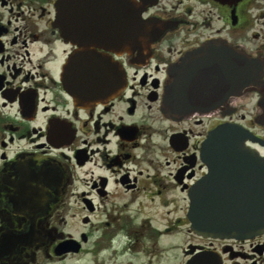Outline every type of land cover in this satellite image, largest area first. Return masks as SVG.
<instances>
[{
	"label": "flooded vegetation",
	"instance_id": "1",
	"mask_svg": "<svg viewBox=\"0 0 264 264\" xmlns=\"http://www.w3.org/2000/svg\"><path fill=\"white\" fill-rule=\"evenodd\" d=\"M149 1L143 17L165 29L139 51L121 44L130 0H99L111 24L76 34L62 33L59 0H0V264H264V232L202 234L191 216L213 129H248L264 155V0ZM81 45L90 52L78 64L103 65L96 100L68 82ZM248 59L257 87L243 77ZM174 65L175 116L165 112ZM247 172L233 161L212 178L213 206L246 187Z\"/></svg>",
	"mask_w": 264,
	"mask_h": 264
},
{
	"label": "water",
	"instance_id": "2",
	"mask_svg": "<svg viewBox=\"0 0 264 264\" xmlns=\"http://www.w3.org/2000/svg\"><path fill=\"white\" fill-rule=\"evenodd\" d=\"M104 2V1H102ZM134 5L133 21L128 24L127 11L120 12L119 26L120 36L128 35L124 44L125 49L146 51L150 45L163 34L165 24L158 18H144L143 12L150 2L149 0H130ZM99 0H59L58 23L62 33L81 32L82 26H107V20L111 24L112 12H105L100 6ZM65 4H72L70 15L65 14ZM74 59L69 64L66 74L72 87V93L78 98L85 96L96 100L105 91L101 85L103 78V65L78 64L77 61L85 58L86 52H90L89 46L81 45ZM129 46V47H128ZM91 57L102 59V53L97 52ZM246 72L243 77L253 87L259 86L258 75L251 70L248 59ZM118 80L116 79L113 95L117 94L124 85L125 74L123 67L118 65ZM180 67L174 65L172 80L166 85L165 112L169 115H179L177 101L180 97L183 82L180 79ZM264 86V84H262ZM253 140L250 131L238 124L223 123L213 129L203 142L201 156L210 166V172L201 180L194 194V206L191 216L194 218L195 228L202 234L214 236H249L257 232H264V155L257 149L248 145L246 139ZM229 155H253L244 156L238 160L229 159ZM238 161L247 169L248 185L233 191L223 193V204L213 206V190L211 179L224 176L228 165ZM258 163L259 166L252 167ZM213 165L216 167L213 169ZM212 168V169H211ZM259 171V185H256ZM233 188V186H232ZM229 188V189H232Z\"/></svg>",
	"mask_w": 264,
	"mask_h": 264
}]
</instances>
